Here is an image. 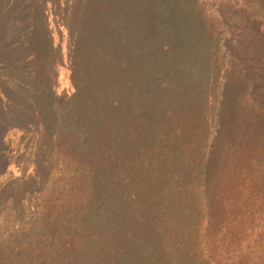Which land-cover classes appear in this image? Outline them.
<instances>
[{
	"label": "trees",
	"instance_id": "trees-1",
	"mask_svg": "<svg viewBox=\"0 0 264 264\" xmlns=\"http://www.w3.org/2000/svg\"><path fill=\"white\" fill-rule=\"evenodd\" d=\"M31 2L67 17L75 91L0 118L39 129L0 264H264V0Z\"/></svg>",
	"mask_w": 264,
	"mask_h": 264
},
{
	"label": "rangeland",
	"instance_id": "rangeland-1",
	"mask_svg": "<svg viewBox=\"0 0 264 264\" xmlns=\"http://www.w3.org/2000/svg\"><path fill=\"white\" fill-rule=\"evenodd\" d=\"M1 1L0 16L7 7L12 11L6 13L8 22L0 24V118L7 110L12 111L10 101L20 115L21 110L31 112L36 103L48 112L55 105L63 106L60 99L69 98L75 91L67 17L51 4L41 6L40 19L39 7L34 8L31 0H15L13 4L11 0ZM28 39L37 52L31 51ZM8 128L0 123V185L10 182L11 188L27 186L22 180L34 169L38 125L33 123L25 130ZM8 171L14 177L1 182Z\"/></svg>",
	"mask_w": 264,
	"mask_h": 264
}]
</instances>
